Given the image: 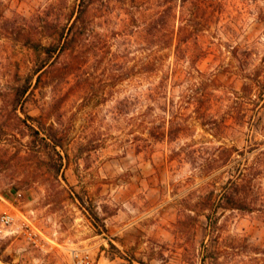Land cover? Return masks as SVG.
Segmentation results:
<instances>
[{"label":"rangeland","instance_id":"obj_1","mask_svg":"<svg viewBox=\"0 0 264 264\" xmlns=\"http://www.w3.org/2000/svg\"><path fill=\"white\" fill-rule=\"evenodd\" d=\"M79 1L0 0V264H264V0H214L177 52L176 23L137 29L160 0H97L17 101ZM29 126L61 139L59 174Z\"/></svg>","mask_w":264,"mask_h":264},{"label":"trees","instance_id":"obj_2","mask_svg":"<svg viewBox=\"0 0 264 264\" xmlns=\"http://www.w3.org/2000/svg\"><path fill=\"white\" fill-rule=\"evenodd\" d=\"M160 10L155 13L151 19H149L143 27H138L137 29L140 33L149 34V31L154 29L155 32L161 33L163 36L160 38L161 40H168V37L172 36V32H170V25L175 27V51L183 50V48H187L190 46L194 40L191 35L193 33H198L196 29V25L200 24L201 26H205L211 23V19H213L216 14L215 11L206 12V9L209 10L211 8L216 7L218 4L214 0H160ZM179 1V5L176 2ZM97 3V0H80L77 6L76 11L72 13L70 17L69 25L67 27H63L58 33V37L55 43H51L47 46H42L40 43H32L31 49L33 51L42 54L43 59L41 63L33 69V77H35V83H33L32 76H28L22 82H19L14 89L13 97L17 99V101L23 100L27 94H29L32 89H34L37 84L40 82L41 73L44 72L47 64L52 63L51 60H59V58H66L72 56L75 51H77L82 46L83 37L87 36V32H89V24L86 22V13L89 8L94 6ZM194 3H200L201 5L197 9L196 13L193 15H186L191 17L192 19H187L184 9L185 5H190ZM159 5V1H158ZM133 20V19H132ZM190 20V21H189ZM189 22L192 23L190 25ZM205 24V25H202ZM187 35V36H185ZM183 36V37H181ZM198 38V34H196ZM154 38V37H153ZM156 38V37H155ZM148 41V40H147ZM183 52V51H182ZM246 52V51H245ZM231 57L234 60H237L238 53L237 48L231 49ZM244 53V52H243ZM51 61V62H50ZM238 71L241 72L244 80H246V84L242 87V91L248 92L250 89L252 90V79H250L251 74H245L246 69L238 68ZM18 78V74H17ZM264 87H261L263 90ZM259 98L262 100V104L264 106V93L259 91ZM31 136L36 139L39 143L37 149L45 151L49 154H54L58 159V167L55 171V174H59L60 167L62 166L63 157L61 156L58 149L62 148L61 139L56 137L55 135L49 133L48 131H41L40 129L36 130L34 127L29 126Z\"/></svg>","mask_w":264,"mask_h":264},{"label":"built area","instance_id":"obj_3","mask_svg":"<svg viewBox=\"0 0 264 264\" xmlns=\"http://www.w3.org/2000/svg\"><path fill=\"white\" fill-rule=\"evenodd\" d=\"M19 193L15 194V197H20ZM2 200V199H0ZM10 204L13 205L12 202ZM15 225V218L9 212H0V236L6 235Z\"/></svg>","mask_w":264,"mask_h":264}]
</instances>
